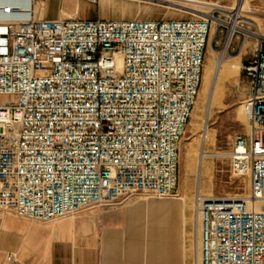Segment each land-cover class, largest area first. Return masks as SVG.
I'll return each mask as SVG.
<instances>
[{
    "label": "built area",
    "instance_id": "2783aa9c",
    "mask_svg": "<svg viewBox=\"0 0 264 264\" xmlns=\"http://www.w3.org/2000/svg\"><path fill=\"white\" fill-rule=\"evenodd\" d=\"M36 3L0 0V211L51 222L133 193L178 195L180 143L226 15L236 28L229 45L255 37L242 63L248 129L228 153L249 191L196 192L197 264H264V34L255 23L205 0V10L161 20L39 19Z\"/></svg>",
    "mask_w": 264,
    "mask_h": 264
},
{
    "label": "rangeland",
    "instance_id": "374dc122",
    "mask_svg": "<svg viewBox=\"0 0 264 264\" xmlns=\"http://www.w3.org/2000/svg\"><path fill=\"white\" fill-rule=\"evenodd\" d=\"M239 2L243 19L255 23L250 30L264 34V0H233L231 4L225 6L238 8ZM189 4L191 6V2ZM194 8L203 9L200 6ZM165 10L177 13L178 16L175 18L189 16L179 8L171 7ZM221 18L223 26H219L216 31L213 28L211 33L199 96L180 143L178 195L157 197L148 193H133L122 197L114 205L95 206L81 212L83 214L107 211L123 216L127 214L131 218L129 219L131 223L134 222L133 225H140L132 215L137 209L142 215V225H146L145 223H148L146 205L150 201L183 202L186 207L185 216H174L169 219L168 245H165L161 252V264H177L176 258H179L180 264H197L200 222L194 204L196 192L218 197H241L249 191L248 177L237 175L233 171L228 153L234 137L246 133L248 129V118L242 114V109L249 92V81L242 69L240 53L245 52L250 45L253 55L255 37H249L244 42L242 35L240 38L235 37L228 47V52L222 57L228 33L234 22L226 15H222ZM248 26V23H244L243 28ZM221 58L224 60V66L217 74ZM233 62L240 63L238 71L231 68ZM212 86L215 87V97L211 109L207 110V95Z\"/></svg>",
    "mask_w": 264,
    "mask_h": 264
},
{
    "label": "crops",
    "instance_id": "0c3cea01",
    "mask_svg": "<svg viewBox=\"0 0 264 264\" xmlns=\"http://www.w3.org/2000/svg\"><path fill=\"white\" fill-rule=\"evenodd\" d=\"M205 1L225 5L233 0ZM170 8L162 0H37L34 14L52 20H161L178 16L165 10ZM240 54L242 63L248 60L251 46ZM145 213L148 223L142 225L141 212L136 209L132 215L140 225H133L127 214L107 211L51 222L0 211V264H161V252L168 245L169 219L185 216L186 207L183 202L150 201ZM10 254L14 259H8ZM176 261L180 264L179 258Z\"/></svg>",
    "mask_w": 264,
    "mask_h": 264
},
{
    "label": "bare ground",
    "instance_id": "6f19581e",
    "mask_svg": "<svg viewBox=\"0 0 264 264\" xmlns=\"http://www.w3.org/2000/svg\"><path fill=\"white\" fill-rule=\"evenodd\" d=\"M176 2L177 3H179V4H181L182 6H176V7H179V8H181V9H185V7H187V6H189V7H195V6H198V1H195V0H187V3H186V1L184 0V2H183V0H176ZM189 2H191V6H190V4H189ZM193 2V3H192ZM195 2V3H194ZM238 5H239V7H240V9H239V7H238V9L239 10H241V3L239 2L238 3ZM184 6V7H183ZM236 28H235V25L233 24L232 26H231V29H230V31H229V33H228V38H227V40H226V42H225V45H224V49H223V51H222V57L228 52V47H229V42H230V37H231V34L233 33V31L235 30ZM224 66V60H223V58H221L220 60H219V64H218V69H219V71L217 72V74H219V72H220V68H222ZM240 63H238V62H233V63H231V68L232 69H234V71H238L239 69H240ZM216 72V71H215ZM218 79V78H217ZM205 95V94H204ZM214 97H215V87H210L209 88V91H208V95H207V104H206V109L207 110H210L211 109V107H212V103H213V100H214ZM242 114L244 115V116H247L246 115V113H245V110L244 109H242ZM197 117V116H196ZM247 118V117H246Z\"/></svg>",
    "mask_w": 264,
    "mask_h": 264
}]
</instances>
